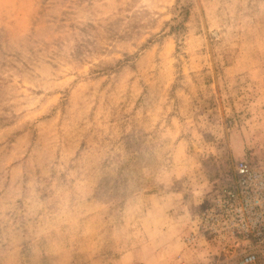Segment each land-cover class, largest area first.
Here are the masks:
<instances>
[{"label": "rangeland", "instance_id": "obj_1", "mask_svg": "<svg viewBox=\"0 0 264 264\" xmlns=\"http://www.w3.org/2000/svg\"><path fill=\"white\" fill-rule=\"evenodd\" d=\"M242 161L264 0H0V264H264L219 210Z\"/></svg>", "mask_w": 264, "mask_h": 264}, {"label": "built area", "instance_id": "obj_2", "mask_svg": "<svg viewBox=\"0 0 264 264\" xmlns=\"http://www.w3.org/2000/svg\"><path fill=\"white\" fill-rule=\"evenodd\" d=\"M258 170L246 161L238 164L236 177L239 188L224 210H219L224 217L228 215L224 225L229 230L242 231L255 240L259 248V239L264 238V174ZM258 258L259 250L250 252L245 255L243 264L254 263Z\"/></svg>", "mask_w": 264, "mask_h": 264}]
</instances>
